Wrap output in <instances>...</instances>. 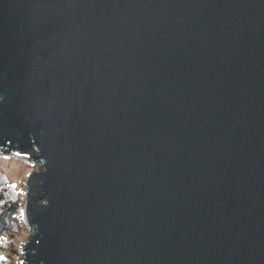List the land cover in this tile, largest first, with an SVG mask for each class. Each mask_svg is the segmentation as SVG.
Instances as JSON below:
<instances>
[{
    "label": "water",
    "instance_id": "water-1",
    "mask_svg": "<svg viewBox=\"0 0 264 264\" xmlns=\"http://www.w3.org/2000/svg\"><path fill=\"white\" fill-rule=\"evenodd\" d=\"M18 264H264V0H0Z\"/></svg>",
    "mask_w": 264,
    "mask_h": 264
},
{
    "label": "trees",
    "instance_id": "trees-1",
    "mask_svg": "<svg viewBox=\"0 0 264 264\" xmlns=\"http://www.w3.org/2000/svg\"><path fill=\"white\" fill-rule=\"evenodd\" d=\"M22 210L23 200L18 185L0 168V255L5 258L0 260V264H10L12 243L9 238L14 237L21 227Z\"/></svg>",
    "mask_w": 264,
    "mask_h": 264
},
{
    "label": "rangeland",
    "instance_id": "rangeland-1",
    "mask_svg": "<svg viewBox=\"0 0 264 264\" xmlns=\"http://www.w3.org/2000/svg\"><path fill=\"white\" fill-rule=\"evenodd\" d=\"M0 168L9 175L11 181L15 182L18 185L20 193L22 194L23 210L20 213L21 227L14 235V237L9 238V242L12 243L10 245L12 249V253L10 254V264H18V260L20 258V248L29 237V231L24 219V198L26 183L28 176L33 171L41 170L42 165L40 161H37L35 164H33L22 157L13 155L4 156L0 154Z\"/></svg>",
    "mask_w": 264,
    "mask_h": 264
},
{
    "label": "snow or ice",
    "instance_id": "snow-or-ice-1",
    "mask_svg": "<svg viewBox=\"0 0 264 264\" xmlns=\"http://www.w3.org/2000/svg\"><path fill=\"white\" fill-rule=\"evenodd\" d=\"M3 259H5L2 255H0V260H3Z\"/></svg>",
    "mask_w": 264,
    "mask_h": 264
}]
</instances>
